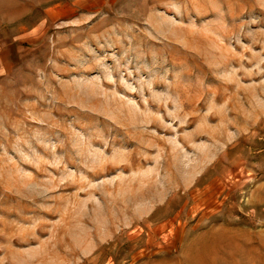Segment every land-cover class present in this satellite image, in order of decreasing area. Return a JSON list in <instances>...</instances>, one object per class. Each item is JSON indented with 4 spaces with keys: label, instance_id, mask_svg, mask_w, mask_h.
<instances>
[{
    "label": "rangeland",
    "instance_id": "obj_1",
    "mask_svg": "<svg viewBox=\"0 0 264 264\" xmlns=\"http://www.w3.org/2000/svg\"><path fill=\"white\" fill-rule=\"evenodd\" d=\"M0 264H264V0H0Z\"/></svg>",
    "mask_w": 264,
    "mask_h": 264
}]
</instances>
